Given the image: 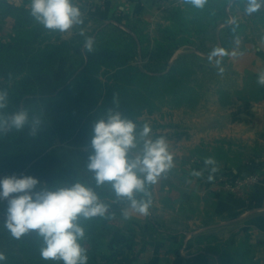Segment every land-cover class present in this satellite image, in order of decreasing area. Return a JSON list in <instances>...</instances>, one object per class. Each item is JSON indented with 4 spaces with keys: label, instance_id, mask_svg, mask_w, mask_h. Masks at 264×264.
Returning <instances> with one entry per match:
<instances>
[{
    "label": "trees",
    "instance_id": "16d2710c",
    "mask_svg": "<svg viewBox=\"0 0 264 264\" xmlns=\"http://www.w3.org/2000/svg\"><path fill=\"white\" fill-rule=\"evenodd\" d=\"M30 13L20 9L15 27L17 38L24 27L33 22L39 24ZM25 18L28 20L23 24ZM48 30L35 28L31 39L0 42V80L8 83L0 87V91L8 94V106L3 112L27 110L30 118L37 116L41 120L35 136L29 134L28 126L20 131L14 128L0 131V170L8 175L37 178L40 182L37 190L54 191L75 183L84 184L93 190L99 202L107 205V212L115 211L128 200L117 197L110 182L97 186L94 173L87 168L88 157L93 153L92 123L108 109L115 108L135 125L136 141L141 140L145 137L141 132L150 126L138 117L143 110L154 106L163 88L172 89L179 81L172 69L143 71L130 65L129 57L109 47L103 41L104 36L93 38L92 51L80 46L73 49L75 53H84L86 60L69 73L61 57L72 46L60 39L48 42L44 35ZM168 32L164 30L167 33L164 40L171 41L173 35ZM163 42H157V47H162L164 56H169L171 50ZM102 68L105 82L100 79ZM108 216L105 212L89 219L78 217L77 222L85 231L81 243L87 250L88 264H102L99 257L110 264L121 253L118 247L109 254H99L106 241L114 238L109 239L112 228L107 223ZM6 219L7 208L0 212V253L5 257L0 264H63L41 257L40 249L44 245L38 230L16 238L5 227Z\"/></svg>",
    "mask_w": 264,
    "mask_h": 264
},
{
    "label": "rangeland",
    "instance_id": "374dc122",
    "mask_svg": "<svg viewBox=\"0 0 264 264\" xmlns=\"http://www.w3.org/2000/svg\"><path fill=\"white\" fill-rule=\"evenodd\" d=\"M111 1V5L114 7L107 11L106 16L103 17L90 12L89 8L93 7L90 0H75L76 5L81 9L83 22L66 32L49 29V32H45L44 35L48 42H56L57 39H60L71 44L72 50L66 51L61 57V60L66 64L65 70L69 73L86 60L84 53H75L73 49L76 46L85 47L87 37L93 39L101 36H104L105 40L103 41L109 47L128 56L130 65L139 67L143 71L157 72L172 69L171 73L176 75L179 81L178 85L172 89L163 88L162 94L158 96L154 106L143 110L138 117L139 120H145L149 124L150 132L143 139L137 140L136 147L130 150V154L134 158L142 153L146 140L168 139L183 132L175 126L178 122L174 115L177 113L178 106L193 107L202 100H211L214 95L210 96V91H213L218 83L223 82L227 69L226 64L219 60L223 54L216 59V55H212L213 52L221 50L220 47L225 51L235 37L245 36L247 40L256 41L262 35L264 36V31H262L264 28V7L248 15L244 11L243 0H207L202 9L192 7L185 3V0H148L145 7L152 8L155 13L137 16L134 14L133 1L130 3L127 1L123 10L117 8L119 2ZM22 8L31 11V0H0V42L9 43L15 38L19 40L22 38L31 39L35 35V28L36 31L47 29L43 25L33 22L28 28L24 27L17 38L18 33L15 27L18 25V17ZM179 11L182 12L179 14ZM28 19H22L21 22L25 24ZM149 22L154 25H149ZM165 29H168V33L173 35V40H164L167 35L164 33ZM157 42L167 45V48L171 50L168 52L169 56H164V49L158 48ZM100 79L105 82L106 74L103 68ZM7 84L0 80V87ZM229 100L228 92L222 90L221 101ZM240 117L234 116L235 119ZM199 155L195 165H192L191 162L176 163L171 175L172 190L169 194L164 193V195H169L168 197L171 199L175 196L178 197L181 187L184 190L188 189L189 193L194 188L195 193L193 191L189 195L190 203H193L197 200V192H202L200 190L209 185H216L220 191L234 194L228 185L232 186L248 176H236L230 166L227 167L228 163L235 165L240 162L237 149H225L222 144L214 145L213 148L203 145L199 149ZM209 157L214 159L213 165L205 164L206 158ZM213 168L215 171H212ZM9 176L13 175H8L5 170H0V178ZM145 188L146 194L144 192L135 195L138 201H150L152 195L153 198H157L162 194H154L152 183L146 184ZM178 200L173 202L182 201ZM186 206L190 208V204ZM7 207V201L0 202V212ZM106 213L109 215L107 223L112 228L109 239L112 236L114 238L111 241H106L99 254L102 252L109 254L111 250L120 247L121 253L110 264H143L144 244L151 237L159 234L160 227L149 218L148 221L141 222L144 219L139 218L138 215L142 216V214L133 210L129 201L122 203L119 209L106 211ZM182 244L181 249H185L186 242L183 241ZM216 247L225 264H257L247 261L246 257L244 259L241 257L244 250L240 244L235 246L220 241L217 242ZM231 253H234L235 256ZM99 261L102 264H108L100 257Z\"/></svg>",
    "mask_w": 264,
    "mask_h": 264
},
{
    "label": "crops",
    "instance_id": "0c3cea01",
    "mask_svg": "<svg viewBox=\"0 0 264 264\" xmlns=\"http://www.w3.org/2000/svg\"><path fill=\"white\" fill-rule=\"evenodd\" d=\"M90 1L94 8L89 10L97 16H106L114 7L111 0ZM116 1L120 10L133 1L137 16L155 13L145 7L148 0ZM220 49L223 57L216 55V59L227 68L223 82L210 91V96L214 95L211 100L193 107L178 106L175 126L183 132L164 138L173 157L172 167L152 183L154 194H162L157 198L152 195L148 214L138 215L144 219L141 222L149 218L160 227L159 234L144 244L143 264H223L216 247L220 241L240 244L243 259L264 264V86L257 83L258 74L264 71V36L256 41L235 37L225 51ZM222 90L230 95L228 102L221 101ZM234 116L241 117L234 120ZM217 144L238 150L240 162L226 165L236 176L257 174L258 181L245 197L222 192L216 185L200 190L203 194L198 191L193 203L189 195L194 188L189 193L181 187L178 197L171 199L164 195L172 190L176 163L195 165L203 145L213 148ZM178 199L182 201L173 202ZM183 241L185 249H181Z\"/></svg>",
    "mask_w": 264,
    "mask_h": 264
},
{
    "label": "clouds",
    "instance_id": "9594fccd",
    "mask_svg": "<svg viewBox=\"0 0 264 264\" xmlns=\"http://www.w3.org/2000/svg\"><path fill=\"white\" fill-rule=\"evenodd\" d=\"M248 15L264 7V0H243ZM192 7L202 9L207 0H185ZM31 16L47 29L66 32L81 24L82 13L75 0H31ZM93 39H85V48L93 50ZM216 50L212 55H222ZM221 71H223L221 69ZM264 86V71L257 77ZM8 106V94L0 91V131L29 127V134L37 135L41 120L29 117L27 110L15 113L3 112ZM135 125L122 117L115 108L92 123L91 147L87 168L94 173L97 186L110 182L117 197L126 198L131 208L147 215L150 201L137 200L135 193L145 192L146 184L155 183L157 178L172 167L173 157L163 138L146 140L140 155L130 157L136 147ZM150 129L145 126L141 136ZM214 159L206 158V165ZM215 171V168L212 169ZM39 180L32 176H9L0 178V202L7 201L5 227L19 238L30 230H38L43 239L40 249L45 260L62 261L63 264H88L87 250L82 246L85 231L77 222L81 215L85 219L104 215L107 205L99 202L93 190L81 183L57 190H37ZM5 259L0 253V261Z\"/></svg>",
    "mask_w": 264,
    "mask_h": 264
},
{
    "label": "built area",
    "instance_id": "2783aa9c",
    "mask_svg": "<svg viewBox=\"0 0 264 264\" xmlns=\"http://www.w3.org/2000/svg\"><path fill=\"white\" fill-rule=\"evenodd\" d=\"M258 181L257 174H250L246 176L245 178L241 179L240 182L233 184L230 186V190L237 195L238 197H245L249 188L252 186V184L256 183Z\"/></svg>",
    "mask_w": 264,
    "mask_h": 264
}]
</instances>
